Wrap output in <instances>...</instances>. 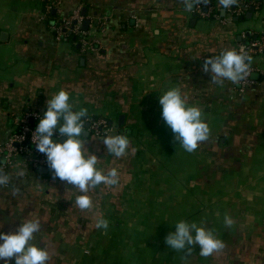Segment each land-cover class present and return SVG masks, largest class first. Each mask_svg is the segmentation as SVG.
<instances>
[{"label": "crops", "instance_id": "0c3cea01", "mask_svg": "<svg viewBox=\"0 0 264 264\" xmlns=\"http://www.w3.org/2000/svg\"><path fill=\"white\" fill-rule=\"evenodd\" d=\"M214 2L215 17L203 18L185 11L183 0H54L42 19L39 0H0V148L24 115L42 114L63 89L74 109L88 110L84 136L97 167L118 174L115 185L89 189L92 206L81 209L79 189L48 167L43 173L22 160L11 170L0 153L10 178L0 186V231L39 220L34 242L49 251L47 264H143L152 240L163 241L184 219L205 222L224 247L201 256L196 245L188 253L159 243L168 257L158 264H264V51L251 57L246 86L213 83L202 70L205 57L264 33V1L250 7L249 19L250 9L235 18ZM76 10L88 21L93 51L53 35ZM170 87L202 109L210 128L191 153L161 118L158 97ZM98 120L107 127L97 135L90 126ZM115 133L129 137L125 156L101 142ZM101 216L106 229L96 227Z\"/></svg>", "mask_w": 264, "mask_h": 264}, {"label": "clouds", "instance_id": "9594fccd", "mask_svg": "<svg viewBox=\"0 0 264 264\" xmlns=\"http://www.w3.org/2000/svg\"><path fill=\"white\" fill-rule=\"evenodd\" d=\"M207 4L208 0H183L185 11L191 12L196 4ZM221 9H228L236 0H219ZM252 58L236 49H226L204 59L202 70L211 75L213 83L231 81L238 84L250 75ZM161 118L170 128L180 147L193 152L198 145L207 140L210 133L202 109L189 106L177 87H170L159 94ZM88 110L84 107L74 109L70 93L61 89L45 101L42 114H37V123L32 130L31 143L36 151L43 154L48 168L55 178L79 189L75 203L81 209L92 206L87 195L89 189L100 185H115L118 174L115 168L106 173L97 167L98 157L86 148V122ZM107 153L115 157L125 156L129 150V137L126 133L105 134L101 139ZM7 173L0 171V186L9 183ZM16 189H13L15 194ZM224 224L231 227L233 220L224 216ZM164 238L165 244L172 250L188 253L193 245L199 247L201 256H209L221 250L224 243L205 222L180 219L175 221ZM2 227V224H0ZM97 228H107L108 221L101 216L96 221ZM39 220L21 219L14 231H0V264H47L50 253L44 244L35 243L36 234L41 232Z\"/></svg>", "mask_w": 264, "mask_h": 264}, {"label": "built area", "instance_id": "2783aa9c", "mask_svg": "<svg viewBox=\"0 0 264 264\" xmlns=\"http://www.w3.org/2000/svg\"><path fill=\"white\" fill-rule=\"evenodd\" d=\"M39 1L42 6L41 18L43 19L45 15H48L54 9V0ZM259 1L264 0H236V4L233 7L225 10L231 17L239 18L244 16L250 7H257ZM194 12L197 17L214 18L217 12L216 4L214 0H208L207 4L198 3L194 7ZM82 24L83 19L80 15V10H76L70 17L53 25L51 30L57 41L73 37L83 52L93 51V42L90 40L87 30H82ZM236 50L246 53L250 57L261 53L264 51V33L236 46ZM249 83L248 77L240 82L242 86H246ZM30 121H37V114L30 112L24 115L17 122L8 140L0 148V153L8 169L12 170L22 160L34 169L48 167L44 155L36 151L35 145L31 143L32 130L35 126H31ZM106 127V121L98 120L91 122L90 129L98 135Z\"/></svg>", "mask_w": 264, "mask_h": 264}, {"label": "rangeland", "instance_id": "374dc122", "mask_svg": "<svg viewBox=\"0 0 264 264\" xmlns=\"http://www.w3.org/2000/svg\"><path fill=\"white\" fill-rule=\"evenodd\" d=\"M155 227H157V225H155ZM154 241L152 244H150V247L148 249V251H146V253L144 252L142 258L143 260L141 262H143V264L147 263V264H158L160 262H164V260L166 261L168 254L167 252L161 249V251H159V249L161 248V244L163 246L164 242V238L163 241ZM150 241V243L152 242ZM167 254V255H166ZM105 257V256H104ZM101 257H98L97 260H101ZM103 261H106L105 259H103ZM107 263V262H106Z\"/></svg>", "mask_w": 264, "mask_h": 264}, {"label": "water", "instance_id": "95a60500", "mask_svg": "<svg viewBox=\"0 0 264 264\" xmlns=\"http://www.w3.org/2000/svg\"><path fill=\"white\" fill-rule=\"evenodd\" d=\"M252 11H253V8H250L249 12L245 15V18H248L249 19L251 17V15H252V13H251ZM240 19H243V18H240ZM87 28H88V21H84L83 24H82V30L83 31H86ZM121 119L122 118H120V122H121ZM39 170H43V173L46 172V169L45 168H39ZM2 172L5 173L4 171H2Z\"/></svg>", "mask_w": 264, "mask_h": 264}]
</instances>
